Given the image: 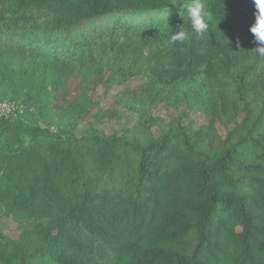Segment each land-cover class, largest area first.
<instances>
[{
  "label": "trees",
  "instance_id": "1",
  "mask_svg": "<svg viewBox=\"0 0 264 264\" xmlns=\"http://www.w3.org/2000/svg\"><path fill=\"white\" fill-rule=\"evenodd\" d=\"M174 1L191 3L0 0V101L21 109L0 118V264H264L252 0H201L202 35L182 10L114 25L77 58L48 49L94 20ZM176 31L187 38L171 42ZM161 107L177 111L168 127Z\"/></svg>",
  "mask_w": 264,
  "mask_h": 264
},
{
  "label": "rangeland",
  "instance_id": "2",
  "mask_svg": "<svg viewBox=\"0 0 264 264\" xmlns=\"http://www.w3.org/2000/svg\"><path fill=\"white\" fill-rule=\"evenodd\" d=\"M189 4L190 3H185L182 1H174L169 8L163 11L143 12L133 15L127 13L108 15L90 23L84 24L69 35L63 36L61 38L50 39L49 41L52 42L50 43V47L48 49L54 53H60L66 56L77 58L82 55V46L80 45H86L88 41L95 40L97 37L103 35L108 30V28L114 25L124 24L134 27L147 26L166 19L167 12V18L179 14L182 10H186ZM35 41L44 40H42V37L40 36L37 37ZM91 93L93 101H97L102 94V90L93 91ZM100 101V105L102 107L111 104V99L108 95H103ZM176 114L177 111L172 107H161L153 112L154 118L165 127L169 126V122L176 117ZM190 120L194 121L196 126H200L202 123H204L199 115L191 114ZM217 129L219 133L223 135L224 129L219 125L217 126ZM78 131L81 132L80 129ZM157 134L158 131L156 132V135ZM1 226L8 235L15 236V224L10 220H3L1 222Z\"/></svg>",
  "mask_w": 264,
  "mask_h": 264
},
{
  "label": "clouds",
  "instance_id": "3",
  "mask_svg": "<svg viewBox=\"0 0 264 264\" xmlns=\"http://www.w3.org/2000/svg\"><path fill=\"white\" fill-rule=\"evenodd\" d=\"M255 6V22L249 28V32L254 37V42L257 47L253 50L257 55L264 56V0H252ZM168 14V12H167ZM166 14V19H167ZM186 15L191 22L192 30L197 35L204 34L209 25L208 17L209 13L205 10L201 0H191V3L186 8ZM187 38V34L184 31L173 32L170 40L171 42L183 41ZM237 46H239V40L236 41Z\"/></svg>",
  "mask_w": 264,
  "mask_h": 264
},
{
  "label": "built area",
  "instance_id": "4",
  "mask_svg": "<svg viewBox=\"0 0 264 264\" xmlns=\"http://www.w3.org/2000/svg\"><path fill=\"white\" fill-rule=\"evenodd\" d=\"M20 107L15 102H6L0 101V118H6L10 116H14L18 111H20Z\"/></svg>",
  "mask_w": 264,
  "mask_h": 264
}]
</instances>
